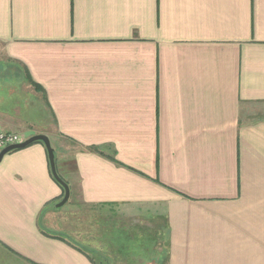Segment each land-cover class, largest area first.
I'll return each mask as SVG.
<instances>
[{
    "label": "crops",
    "instance_id": "0c3cea01",
    "mask_svg": "<svg viewBox=\"0 0 264 264\" xmlns=\"http://www.w3.org/2000/svg\"><path fill=\"white\" fill-rule=\"evenodd\" d=\"M0 52L69 198L164 217L168 264H264V0H0ZM62 195L42 145L3 156L0 264H93L40 229Z\"/></svg>",
    "mask_w": 264,
    "mask_h": 264
},
{
    "label": "rangeland",
    "instance_id": "374dc122",
    "mask_svg": "<svg viewBox=\"0 0 264 264\" xmlns=\"http://www.w3.org/2000/svg\"><path fill=\"white\" fill-rule=\"evenodd\" d=\"M7 62L0 52V63ZM9 64L10 62L0 67V116L4 117L3 121L9 122V125L4 127L11 130L8 132L22 134L25 137L36 134V132H43V134L49 136L50 143L52 142V146L56 148L54 151L55 158L57 168L60 170L58 158L61 159L64 156L62 146L66 148L68 142L64 143V139H59L53 133L52 122L48 117L45 102L42 100L40 93L35 92L33 87L25 81L19 66L15 65L9 69L6 67ZM35 143L45 148L43 142L36 141L32 144ZM72 183L74 182L72 181ZM61 198L54 200L47 206L40 218V225L42 223L41 226L44 228L62 233L78 245L97 249L103 258L105 256L106 258L109 257L115 264L126 263L123 261L122 255L115 253L114 249L106 245L108 241L105 237L109 231L117 228L116 226L131 229L134 224L138 223L141 224L140 227L144 225L154 227L161 222L159 219L145 220L144 213H134L132 211L127 213L121 211L122 209L116 211V209L107 210L102 207L94 208V206L85 205L80 202L77 192L62 207L55 208V204ZM13 254L15 253L11 251L10 247L0 239V256L6 255L10 258L15 256ZM136 259H138L139 264H146V258L141 256Z\"/></svg>",
    "mask_w": 264,
    "mask_h": 264
},
{
    "label": "trees",
    "instance_id": "16d2710c",
    "mask_svg": "<svg viewBox=\"0 0 264 264\" xmlns=\"http://www.w3.org/2000/svg\"><path fill=\"white\" fill-rule=\"evenodd\" d=\"M24 79L31 87H33L35 91L40 90V87L36 85V83H34L27 74L24 75ZM110 158L114 159L111 156ZM49 204L50 202L46 203L45 206L47 207ZM46 207H44V209ZM144 218L147 221L159 219L161 220V222L159 225H156L154 227L146 225L140 227L141 224L138 223L134 224L131 229L116 226L117 228H113V230L109 231L106 234L105 238L106 241H108L106 245L109 248L114 249L113 251L115 253L122 255L123 261L126 264H139L138 259L136 258L141 256L143 258H146V264H168L169 241L168 224L166 219L164 217H151L149 215H146ZM40 229L45 235L61 239L64 242L68 243L73 248L83 253L93 264H115L114 261H112L109 257L106 258L105 256L103 258L101 253L95 248H92L90 246L78 245L62 233L46 229L42 226H40Z\"/></svg>",
    "mask_w": 264,
    "mask_h": 264
},
{
    "label": "water",
    "instance_id": "95a60500",
    "mask_svg": "<svg viewBox=\"0 0 264 264\" xmlns=\"http://www.w3.org/2000/svg\"><path fill=\"white\" fill-rule=\"evenodd\" d=\"M36 141H41L45 145L51 175L53 176L54 180L59 185H61V187L64 190V194H63L62 199L58 203L55 204L56 208L62 207L67 202V200L69 199L70 189H69L68 184L64 180H62V178L57 173L54 148L52 147V145L50 143V139L46 134L36 133V134L29 136L28 138H26L24 141H22L20 143H16V144H12V145H8V146L4 147L3 149L0 150V162L3 158V156L5 154H7L8 152L14 151L17 149L25 148L28 145H30Z\"/></svg>",
    "mask_w": 264,
    "mask_h": 264
},
{
    "label": "built area",
    "instance_id": "2783aa9c",
    "mask_svg": "<svg viewBox=\"0 0 264 264\" xmlns=\"http://www.w3.org/2000/svg\"><path fill=\"white\" fill-rule=\"evenodd\" d=\"M28 137L22 134L0 130V150L8 145L20 143Z\"/></svg>",
    "mask_w": 264,
    "mask_h": 264
}]
</instances>
